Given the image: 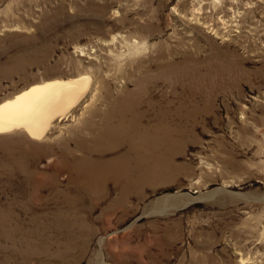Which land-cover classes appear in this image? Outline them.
I'll return each mask as SVG.
<instances>
[{
  "label": "rangeland",
  "instance_id": "1",
  "mask_svg": "<svg viewBox=\"0 0 264 264\" xmlns=\"http://www.w3.org/2000/svg\"><path fill=\"white\" fill-rule=\"evenodd\" d=\"M212 1L0 0V97L117 33L98 60L142 91L93 152L91 123L41 145L0 137V264H264V0ZM200 3L207 24L233 16L238 31L188 21ZM123 36L147 51L121 55ZM125 146L129 186L95 181L101 150Z\"/></svg>",
  "mask_w": 264,
  "mask_h": 264
},
{
  "label": "bare ground",
  "instance_id": "2",
  "mask_svg": "<svg viewBox=\"0 0 264 264\" xmlns=\"http://www.w3.org/2000/svg\"><path fill=\"white\" fill-rule=\"evenodd\" d=\"M215 1L218 0H213L212 3L216 4ZM202 4L193 6L190 17L185 15L188 21L191 20V22H196L202 27L209 28L210 32H213L212 34L223 39H228V35H230V33L225 34L226 27H229V30L238 31V28H231L240 26L237 19H233V16L223 20L224 25L222 27L225 29L207 24V21L202 20ZM173 9L177 11V8L173 7ZM178 13L176 12V14ZM119 34L121 33L113 34L107 39H101L91 47L87 44L76 45L74 54L76 53L80 58L68 62L73 71H64L59 68L53 73L45 74L40 78H33L13 92L0 97V137L5 139L9 136L14 137V135L24 136L41 145V143H48L52 138L60 136L63 130L71 131L74 124L80 123L85 126L91 123L93 124L90 126L92 133L98 136L99 140L88 139L91 144L82 150L96 151L101 139L106 141L107 137L113 134L115 127L124 124L127 118L126 110L138 105L141 100L142 91L139 87L135 90L128 89L126 80L122 77L113 78L112 74L103 68L105 64L98 60L100 55L110 58L111 49L106 52L104 48L114 44L119 39ZM120 40L127 41L129 45L127 51L120 53L123 56L131 58L138 53L147 51V44L144 39L127 40L123 36ZM158 61L160 62L158 67L163 70L164 57L160 56ZM174 66L177 65L174 64ZM135 83H137L136 80ZM151 102L156 103V101ZM155 121L157 137L159 138L157 147L160 148L162 112L158 111L155 114ZM130 125L137 130V133L142 132L143 125L139 120H132ZM151 140L152 138L148 136L141 143L142 155L146 154ZM125 150H127L126 146L121 153L107 157L105 156V149H102V154H100L104 157V161L96 166L102 169V172L94 173V180L109 178L116 184L123 183V188L129 186L130 170L128 165L131 159H129L128 153L124 152ZM147 160L146 157H143L141 166ZM88 185L95 186L89 182ZM114 200H118V198ZM240 257L241 264H245V257L243 255Z\"/></svg>",
  "mask_w": 264,
  "mask_h": 264
}]
</instances>
